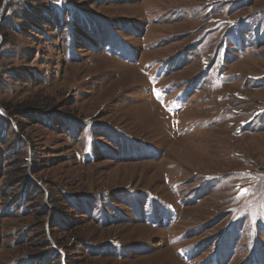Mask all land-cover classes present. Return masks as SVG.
Wrapping results in <instances>:
<instances>
[{"label":"rangeland","instance_id":"obj_1","mask_svg":"<svg viewBox=\"0 0 264 264\" xmlns=\"http://www.w3.org/2000/svg\"><path fill=\"white\" fill-rule=\"evenodd\" d=\"M62 260L264 264V0H0V264Z\"/></svg>","mask_w":264,"mask_h":264},{"label":"trees","instance_id":"obj_2","mask_svg":"<svg viewBox=\"0 0 264 264\" xmlns=\"http://www.w3.org/2000/svg\"><path fill=\"white\" fill-rule=\"evenodd\" d=\"M49 6H50L51 8L53 7V5H49ZM53 8H55V7H53ZM55 13H56V12H55ZM35 183H36V182H35ZM55 251H56L58 254H62L60 250L55 249ZM63 260H64V259H63ZM63 260L61 261V264H65V263H62Z\"/></svg>","mask_w":264,"mask_h":264},{"label":"flooded vegetation","instance_id":"obj_3","mask_svg":"<svg viewBox=\"0 0 264 264\" xmlns=\"http://www.w3.org/2000/svg\"><path fill=\"white\" fill-rule=\"evenodd\" d=\"M198 255H199V254H198ZM198 255H197V256H198Z\"/></svg>","mask_w":264,"mask_h":264}]
</instances>
